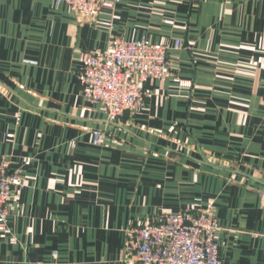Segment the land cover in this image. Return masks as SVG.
I'll use <instances>...</instances> for the list:
<instances>
[{
	"label": "crops",
	"instance_id": "0c3cea01",
	"mask_svg": "<svg viewBox=\"0 0 264 264\" xmlns=\"http://www.w3.org/2000/svg\"><path fill=\"white\" fill-rule=\"evenodd\" d=\"M99 20L112 29L0 0V162L24 185L0 264H139L131 231L182 210L215 216L227 264H264V0H120ZM113 35L183 44L117 120L80 80V54Z\"/></svg>",
	"mask_w": 264,
	"mask_h": 264
},
{
	"label": "built area",
	"instance_id": "2783aa9c",
	"mask_svg": "<svg viewBox=\"0 0 264 264\" xmlns=\"http://www.w3.org/2000/svg\"><path fill=\"white\" fill-rule=\"evenodd\" d=\"M53 1L57 7L66 6L81 23L111 28L110 22L100 21L99 17L108 2L117 4L120 0ZM182 47L180 40L172 46L154 44L147 38L125 40L113 35L106 49L80 54L85 99L101 105L110 120L126 112L138 113L149 96L145 84L173 77L169 54ZM106 138L101 130L92 132L95 146H102ZM70 147L75 148L76 142L71 141ZM23 189L20 176L10 171V163L0 162L1 233L7 232L11 205ZM219 231V223L210 211H165L152 222L134 228L125 249L139 264H227L217 243Z\"/></svg>",
	"mask_w": 264,
	"mask_h": 264
},
{
	"label": "rangeland",
	"instance_id": "374dc122",
	"mask_svg": "<svg viewBox=\"0 0 264 264\" xmlns=\"http://www.w3.org/2000/svg\"><path fill=\"white\" fill-rule=\"evenodd\" d=\"M111 29H112V27H111Z\"/></svg>",
	"mask_w": 264,
	"mask_h": 264
}]
</instances>
